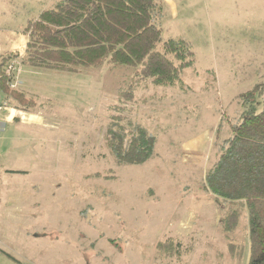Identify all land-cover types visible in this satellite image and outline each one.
<instances>
[{"label": "rangeland", "instance_id": "obj_1", "mask_svg": "<svg viewBox=\"0 0 264 264\" xmlns=\"http://www.w3.org/2000/svg\"><path fill=\"white\" fill-rule=\"evenodd\" d=\"M57 1L0 0V54L21 55L26 22ZM160 3L162 39L189 43L194 65L181 88L146 82L120 114L156 138L142 164L117 166L103 141L131 67L21 65L36 106L1 117L0 264H247L246 216L226 239L203 184L239 95L264 82V0ZM168 238L173 255L157 258Z\"/></svg>", "mask_w": 264, "mask_h": 264}, {"label": "trees", "instance_id": "obj_2", "mask_svg": "<svg viewBox=\"0 0 264 264\" xmlns=\"http://www.w3.org/2000/svg\"><path fill=\"white\" fill-rule=\"evenodd\" d=\"M161 14L160 0H58L26 22L21 55L0 54V105L23 112L36 106L32 97L7 85L3 69L13 60L26 67L63 72L103 63L131 67L132 75L118 90V106L113 108L116 115L110 116L103 141L117 166L146 162L153 156L155 136L142 127L122 124L120 114L138 102L137 90L146 82L181 88V72L194 65L189 43L162 39V29L156 23ZM263 95L264 82L239 95L242 110L238 120L229 125L231 135L219 147L218 159L206 172L203 184L217 203L219 226L226 239L241 216H246L247 264H264ZM231 244L229 240L227 247L232 253ZM173 248L171 238L158 242L157 258L160 251L171 257Z\"/></svg>", "mask_w": 264, "mask_h": 264}, {"label": "built area", "instance_id": "obj_3", "mask_svg": "<svg viewBox=\"0 0 264 264\" xmlns=\"http://www.w3.org/2000/svg\"><path fill=\"white\" fill-rule=\"evenodd\" d=\"M3 71L8 78V87L11 89H17V87L21 85L20 75L22 73V67L20 63L16 60H13L6 64ZM16 113L17 112L15 109L5 104L0 105V131H2L1 129L4 128L5 125V122L1 118L3 114H7V118L10 119L14 117Z\"/></svg>", "mask_w": 264, "mask_h": 264}, {"label": "crops", "instance_id": "obj_4", "mask_svg": "<svg viewBox=\"0 0 264 264\" xmlns=\"http://www.w3.org/2000/svg\"><path fill=\"white\" fill-rule=\"evenodd\" d=\"M40 14V13H39ZM38 14V15H39ZM38 17V16H37ZM25 44H26V41H25ZM24 48H25V45H24ZM24 48L22 49V52H23V50H24ZM21 51H20V53H22ZM23 82V81H22ZM27 114H29V113H27ZM7 151V150H6ZM11 153H13V154H15V152L13 151V150H11Z\"/></svg>", "mask_w": 264, "mask_h": 264}]
</instances>
